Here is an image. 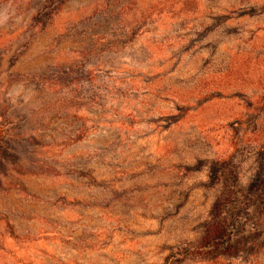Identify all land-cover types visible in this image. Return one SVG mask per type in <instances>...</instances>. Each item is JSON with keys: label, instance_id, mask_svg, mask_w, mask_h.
I'll use <instances>...</instances> for the list:
<instances>
[{"label": "rangeland", "instance_id": "374dc122", "mask_svg": "<svg viewBox=\"0 0 264 264\" xmlns=\"http://www.w3.org/2000/svg\"><path fill=\"white\" fill-rule=\"evenodd\" d=\"M42 1L0 0V264L241 261L203 236L264 229V0Z\"/></svg>", "mask_w": 264, "mask_h": 264}, {"label": "trees", "instance_id": "16d2710c", "mask_svg": "<svg viewBox=\"0 0 264 264\" xmlns=\"http://www.w3.org/2000/svg\"><path fill=\"white\" fill-rule=\"evenodd\" d=\"M67 0H43L39 3L38 7L35 8L34 15L36 18V21H41L40 19L44 15H50V19L58 12L63 5L64 2ZM120 0H103V3L106 4L105 7L100 8L99 11L96 10V14H107L109 11V8L111 6H114L116 2ZM90 3L92 0L89 1ZM128 3V2H127ZM124 5H127L125 2H123L119 6V15L124 19L123 13L124 11ZM56 7V8H55ZM47 24H45L46 26ZM139 29H136L134 31H131L133 35H138ZM162 92V91H161ZM145 96V95H144ZM153 95L146 94L143 100L150 99ZM211 97V96H209ZM210 98L204 97L202 100L197 101V109L202 108L206 104L209 103ZM264 103V102H263ZM180 112L176 115L175 121L176 124L181 123L184 121V117H186V107L185 106H179ZM264 109V105L261 107L260 110ZM190 110H192V106L190 107ZM260 110H256V113L260 112ZM185 115V116H184ZM4 116L0 112V117ZM183 116V117H182ZM233 128L238 132V127L242 126V122L240 119L234 120L233 122ZM169 126V125H168ZM166 126V127H168ZM226 203L231 202L230 198L225 200ZM248 205L246 204L245 207ZM243 207V208H245ZM237 213L233 214H225L223 216V213H221V208H219V205L217 207V215L218 218L209 224L207 227L205 234L203 236V245L208 249L207 253L211 254V259L215 260L219 257H225V256H231L233 258L243 256L241 261L238 263H232V264H264V229H256L253 234H241L234 238V236L231 234L229 227L230 222L234 221L236 218ZM226 264V263H225Z\"/></svg>", "mask_w": 264, "mask_h": 264}]
</instances>
